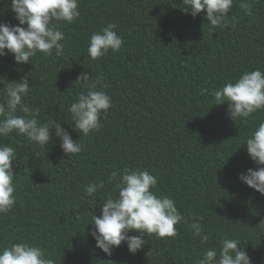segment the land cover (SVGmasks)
Returning a JSON list of instances; mask_svg holds the SVG:
<instances>
[{
  "label": "trees",
  "instance_id": "trees-1",
  "mask_svg": "<svg viewBox=\"0 0 264 264\" xmlns=\"http://www.w3.org/2000/svg\"><path fill=\"white\" fill-rule=\"evenodd\" d=\"M10 4L0 0V22L17 24ZM182 7L183 0H80L81 16L61 27L64 56L38 55L20 65L12 55L0 57V79L27 75L26 101L40 109V121L61 120L83 146L68 157L54 134L46 148L15 133L0 137L17 153V203L0 215V247L33 243L56 264H198L203 251L227 237L241 241L252 264H264V195L238 178L256 167L241 143L264 121V110L233 121L228 105H214L212 95L243 72L264 71V0H234L229 26L215 31L206 11L193 18ZM112 22L122 48L91 59L90 35ZM82 72L101 78L112 98L102 127L88 136L65 123L83 90L75 83ZM125 167L155 175L156 193L173 198L187 223L176 225L175 238L145 236L135 254L122 243L108 256L96 248L88 223L101 215L105 198L116 195L110 174ZM99 180L105 188L88 197L85 187ZM193 216L212 233L209 244L192 234Z\"/></svg>",
  "mask_w": 264,
  "mask_h": 264
},
{
  "label": "clouds",
  "instance_id": "clouds-1",
  "mask_svg": "<svg viewBox=\"0 0 264 264\" xmlns=\"http://www.w3.org/2000/svg\"><path fill=\"white\" fill-rule=\"evenodd\" d=\"M80 0H11L17 24L0 22V57L12 55L15 63L29 64L38 55L42 57L64 56L65 33L62 25L74 23L80 16ZM234 0H183L182 11L195 18L206 11L205 19L210 30L225 29L229 26V13ZM241 7L249 9L247 3ZM117 24L107 23L105 27L90 35L87 51L93 60L105 57L111 51L118 52L123 38L118 35ZM83 89L67 109L69 123L83 136L102 127L101 115L112 107V98L105 91L107 84L101 78L92 79L82 72L76 79ZM3 85V99L0 100V137L11 134L24 136L29 142L46 148L53 134L61 142L66 156L79 154L82 144L74 141L69 131L61 126V120L49 119L41 122L40 109L31 107L26 98L30 95L28 76L19 81ZM214 105L227 104V112L233 120H247L258 111L264 110V71L259 68L243 72L234 81L213 90ZM54 130V132H53ZM246 145L255 169L248 168L239 174V180L249 188L264 195V121H261L246 137ZM240 145V146H241ZM236 151V150H235ZM234 151V152H235ZM17 158L16 149L8 143H0V215L9 213L17 203L15 176L12 162ZM115 196H108L102 203L101 215L91 217L94 228L89 234L96 241V248L111 256L112 250L127 245L135 254L148 242L145 236L160 239L175 238L179 235L176 225L187 223L178 210L176 201L170 196L156 193L157 177L144 169L113 171L108 183L113 184ZM105 188L103 180L85 187L88 197L96 199L97 193ZM202 217L193 216L189 225L192 234L200 243L207 245L212 233L206 232L200 223ZM137 232L139 235H130ZM0 264H56L47 250L39 245L19 242L0 247ZM198 264H252L247 252L237 238L224 237L219 246L207 248L200 254Z\"/></svg>",
  "mask_w": 264,
  "mask_h": 264
}]
</instances>
